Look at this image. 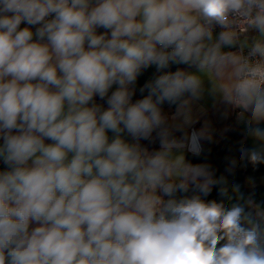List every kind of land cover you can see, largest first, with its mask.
I'll return each mask as SVG.
<instances>
[{
	"label": "clouds",
	"instance_id": "9594fccd",
	"mask_svg": "<svg viewBox=\"0 0 264 264\" xmlns=\"http://www.w3.org/2000/svg\"><path fill=\"white\" fill-rule=\"evenodd\" d=\"M230 15L264 38V0H0V264H264V212L206 201L227 178L173 152L202 153L199 133L177 139L163 115L192 123L199 77L162 73L133 101L150 66L223 64L235 34L207 42ZM249 55L264 58V40ZM233 63L227 100L264 142V63ZM240 153L264 164V143Z\"/></svg>",
	"mask_w": 264,
	"mask_h": 264
},
{
	"label": "crops",
	"instance_id": "0c3cea01",
	"mask_svg": "<svg viewBox=\"0 0 264 264\" xmlns=\"http://www.w3.org/2000/svg\"><path fill=\"white\" fill-rule=\"evenodd\" d=\"M255 31L254 29L251 32ZM253 34V33H252ZM219 33H213V40L209 43L215 44L217 42ZM228 46H222L220 51L225 49ZM227 60L221 65L212 66L205 68L203 71L197 70L196 67L185 66V72L194 74L199 77L201 80V93L200 98L193 100L189 98L188 110L190 112L192 123L188 126H184L182 129L177 130V125L182 124V118L178 117L175 112L171 115L169 120L168 129L172 132L173 136L177 139H182L183 137L189 135L193 130L201 136V146L204 141H209L211 144H216L220 138L222 131L225 129L226 119L228 110L232 104L227 100L228 90L235 81L234 69L236 64L233 61L240 63L241 56L238 50L232 52L231 54L226 55ZM97 103L102 104L104 107H107L104 101L96 98ZM239 113H237V121L242 128L245 135V148L251 149L253 147L259 146L261 143L252 137L246 135V122L250 119V113L244 111L239 107ZM261 127H264V122L260 124ZM111 136V133H109ZM175 155H184V162L187 164L185 159L187 154V148L185 147L182 150H173ZM220 176H214L215 179H218ZM173 179L177 182L176 177ZM247 183H264V173L249 175L247 177ZM234 185H239V192L233 190ZM220 190L221 187L227 188V196H222L225 207H231L234 203H240L245 206L246 210L249 211V205L243 193V188L240 184L227 179L226 185H215ZM220 193V191H219ZM243 194L244 199H240V195ZM229 197L231 199H229Z\"/></svg>",
	"mask_w": 264,
	"mask_h": 264
},
{
	"label": "trees",
	"instance_id": "16d2710c",
	"mask_svg": "<svg viewBox=\"0 0 264 264\" xmlns=\"http://www.w3.org/2000/svg\"><path fill=\"white\" fill-rule=\"evenodd\" d=\"M252 33L253 32L249 31L246 35L250 36ZM239 47V44L236 42L233 46H228L220 52L224 55H228L238 50ZM176 70L185 71V66L170 64L168 68L162 69L159 72L157 71L155 66H150L146 69H143L141 74L137 78L136 85L134 86L135 94L133 96V101L142 98V94L139 89L146 82L153 80L156 76L162 73L174 72ZM143 95H147V92L143 93ZM175 110V107H170L167 104L163 106V115L166 119L167 127L169 125L170 117L175 112ZM141 144L147 147L149 150L159 149L158 140L155 143H150L149 141H141ZM201 147L202 153L199 157L193 156L191 153L187 152L185 157L187 163L207 164L212 170H214V176L223 175L227 179L240 184L243 188V193L248 202L249 210L252 211L253 215L256 216L257 213L264 212V183H247V177L249 175L264 173V164H259L256 167H253L250 163H247L246 161L241 162L239 160L241 154L240 149L241 147L245 148V135L237 121V108L233 107V105L231 104L227 113L225 129L222 131L220 140L214 145L209 141H204ZM232 159L237 160V166L234 174L229 175L228 173H226L225 169L226 167H228ZM245 163H247L246 167L243 166ZM2 167L3 165L0 164V168ZM194 194L197 193L192 190V186L190 185L188 193H177V196H192ZM202 198L206 201L216 200L217 202H223V199L215 185L212 186L209 195ZM164 199H167V197H164ZM249 200L251 201V203H249ZM256 218L259 219V216H256ZM262 224H264V222H262Z\"/></svg>",
	"mask_w": 264,
	"mask_h": 264
},
{
	"label": "built area",
	"instance_id": "2783aa9c",
	"mask_svg": "<svg viewBox=\"0 0 264 264\" xmlns=\"http://www.w3.org/2000/svg\"><path fill=\"white\" fill-rule=\"evenodd\" d=\"M229 27L228 28H221L220 26H213L212 32L213 33H220L221 31H230L234 33V41L238 43L240 37L246 35L249 31L252 30V28L249 27L247 19L244 17L238 16V15H230L229 16ZM252 45H248L244 48L239 47L238 51L240 52L241 61L240 63H243L244 61H247L250 64H256V63H264V59H262L259 56H250V50ZM233 107L237 108V113H239V107L235 104V102H232Z\"/></svg>",
	"mask_w": 264,
	"mask_h": 264
},
{
	"label": "rangeland",
	"instance_id": "374dc122",
	"mask_svg": "<svg viewBox=\"0 0 264 264\" xmlns=\"http://www.w3.org/2000/svg\"><path fill=\"white\" fill-rule=\"evenodd\" d=\"M261 40H264V38H262L256 31H253V34H251L250 36L244 35L240 37L238 44L240 47L244 48L248 45H252L256 41H261ZM234 43H236V41H234ZM249 212H252V211L249 210Z\"/></svg>",
	"mask_w": 264,
	"mask_h": 264
}]
</instances>
